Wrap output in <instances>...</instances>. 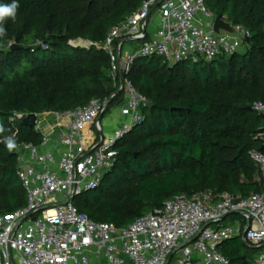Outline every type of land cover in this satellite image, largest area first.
Segmentation results:
<instances>
[{
  "label": "trees",
  "instance_id": "1",
  "mask_svg": "<svg viewBox=\"0 0 264 264\" xmlns=\"http://www.w3.org/2000/svg\"><path fill=\"white\" fill-rule=\"evenodd\" d=\"M144 1L17 0L16 19L6 20L0 37V140L15 134L17 146L41 143L43 134L16 114L63 113L93 99L110 100L105 114L122 105L109 52L98 44ZM205 1L215 16L249 31L245 49L172 66L157 56L135 59L125 76L149 101L144 119L118 140L116 162L99 186L73 200L93 221L123 228L179 194L262 192L251 151L262 146L257 130L264 126L255 108L264 106V0ZM15 149L0 143V215L27 204ZM219 250L230 264H251L259 251L241 235Z\"/></svg>",
  "mask_w": 264,
  "mask_h": 264
},
{
  "label": "built area",
  "instance_id": "2",
  "mask_svg": "<svg viewBox=\"0 0 264 264\" xmlns=\"http://www.w3.org/2000/svg\"><path fill=\"white\" fill-rule=\"evenodd\" d=\"M215 17L205 0H145L98 44L109 52L114 84L125 93L122 128L103 133L98 118L108 101L101 99L51 112L67 123L57 141L52 134L60 124L45 129V113L37 114L43 139L19 145L16 170L27 204L0 215V264H230L219 247L239 235L259 249L251 264H264V188L248 197L179 194L123 228L93 221L70 200L99 186L116 162L118 140L144 119L149 101L125 76L137 57L157 56L172 66L241 51L249 31L232 23L233 33L217 34ZM255 108L264 113L262 104ZM251 158L264 178V152L253 150Z\"/></svg>",
  "mask_w": 264,
  "mask_h": 264
},
{
  "label": "crops",
  "instance_id": "3",
  "mask_svg": "<svg viewBox=\"0 0 264 264\" xmlns=\"http://www.w3.org/2000/svg\"><path fill=\"white\" fill-rule=\"evenodd\" d=\"M112 111H113V113H112V115H110L111 118H110L109 123L105 125V129L103 127V133L104 134H110L115 129L122 128L123 125H125L126 122H127V116L124 113V103L122 105L113 107ZM104 115L102 116V119H103ZM55 123H59L60 126L57 127L55 129V131L53 132V134H52L53 141H57L58 136L60 134V131L66 129V127H67L66 124L67 123H66V121H60L51 112H48V113L44 114V121H43V125L42 126H44L45 129H47L49 127V125H52V124H55ZM87 132L90 134L91 129L88 128ZM52 146H54V144H52Z\"/></svg>",
  "mask_w": 264,
  "mask_h": 264
},
{
  "label": "water",
  "instance_id": "4",
  "mask_svg": "<svg viewBox=\"0 0 264 264\" xmlns=\"http://www.w3.org/2000/svg\"><path fill=\"white\" fill-rule=\"evenodd\" d=\"M158 5V4H157ZM156 5V6H157ZM155 6V7H156ZM154 7V8H155ZM154 8L151 10L153 11ZM213 30L215 33L219 34L221 33V31H227V32H230V33H233L234 32V29H233V26H232V22L231 21H228L223 15L221 14H218L216 15L215 17V21H214V25H213ZM246 41L248 42L249 41V38L247 37L246 38ZM125 42V40H122L121 41V44H123ZM15 48V47H14ZM123 91V88L122 89H119L118 92H122ZM110 104V100L107 102L106 104V107H105V110H107L108 106ZM104 113V112H103ZM103 113L99 116V120L102 119V116H103ZM261 116L264 118V113H261ZM23 123L26 124V125H29L31 127H36V123H37V114L36 113H32V114H29L27 116H25L23 119H22ZM257 139L260 140L262 142V146L260 147V150H262L264 148V126L259 128L257 130ZM20 151V147L19 145L16 147L15 149V154L18 155ZM74 197H71L70 200H73ZM225 218V217H224ZM223 218V219H224ZM222 219V220H223ZM198 236V235H197ZM196 236V237H197ZM195 237V238H196ZM170 261V260H169ZM169 261L166 263L168 264Z\"/></svg>",
  "mask_w": 264,
  "mask_h": 264
},
{
  "label": "clouds",
  "instance_id": "5",
  "mask_svg": "<svg viewBox=\"0 0 264 264\" xmlns=\"http://www.w3.org/2000/svg\"><path fill=\"white\" fill-rule=\"evenodd\" d=\"M20 8L17 0H12L9 4H0V37H3L7 34L6 28L3 26L6 20L11 19L13 22L16 19L17 11ZM5 132V127L0 123V134ZM0 143H4L5 147L12 151L17 147V142L15 134L11 136H5L3 140H0Z\"/></svg>",
  "mask_w": 264,
  "mask_h": 264
},
{
  "label": "rangeland",
  "instance_id": "6",
  "mask_svg": "<svg viewBox=\"0 0 264 264\" xmlns=\"http://www.w3.org/2000/svg\"><path fill=\"white\" fill-rule=\"evenodd\" d=\"M80 44H82V43H80ZM83 45H85V43ZM244 49H245V45L243 46V48L241 49V51H243ZM112 113H113V111L111 109L109 112H107L104 115L103 119L101 120V123H102L104 129H105V125L109 123L110 118H111L110 115H112ZM39 119H40V117H39ZM230 222H231V218H227L224 223L229 224Z\"/></svg>",
  "mask_w": 264,
  "mask_h": 264
},
{
  "label": "bare ground",
  "instance_id": "7",
  "mask_svg": "<svg viewBox=\"0 0 264 264\" xmlns=\"http://www.w3.org/2000/svg\"><path fill=\"white\" fill-rule=\"evenodd\" d=\"M79 43H82V44H84V43H86L85 41H79Z\"/></svg>",
  "mask_w": 264,
  "mask_h": 264
}]
</instances>
